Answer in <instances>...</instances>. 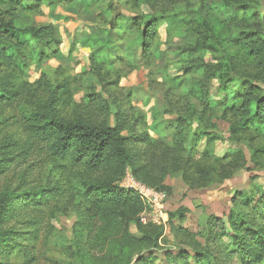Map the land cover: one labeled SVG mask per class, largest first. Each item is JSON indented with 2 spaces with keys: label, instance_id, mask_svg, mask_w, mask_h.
<instances>
[{
  "label": "rangeland",
  "instance_id": "1",
  "mask_svg": "<svg viewBox=\"0 0 264 264\" xmlns=\"http://www.w3.org/2000/svg\"><path fill=\"white\" fill-rule=\"evenodd\" d=\"M67 3L64 4L67 6ZM108 3H111L112 11L105 14ZM80 12H83V17L58 7L52 15L46 2L33 13L24 10L14 12V23L18 28L51 25L57 32L54 40L59 42L54 44V40L45 39L22 47L20 60L26 66L24 80L35 84L44 75L47 81L54 84L61 81L62 73L72 81L70 88L76 104H90L91 99L98 97L99 101L92 107L90 114L94 122L114 126L115 115L120 111L124 137H128L131 131L136 132V127L131 129L133 121L125 124L126 102L134 108L132 120L136 115L144 118L137 129L145 130L157 145L149 151L138 144L127 146V150L133 154V167L126 170L124 178L106 171L94 173L88 179L123 186L127 177L133 179L134 169L136 177L147 185L137 182L140 186L152 188L161 194L162 212L167 218L163 216V223L156 211L158 224H150L162 230L168 245L160 244L159 250L147 246L138 231L136 222L140 221L144 213L146 218L154 220L149 207L141 214L133 208L120 209L116 222L109 223L102 221L95 210L86 211L87 202L74 195L62 202H52L48 208H39L43 211L41 214L37 213L39 209L32 208L25 213L23 220L18 217L5 221L3 228L12 231L17 226L20 230L21 225L37 217L42 221V233H46L49 227L47 220L50 219L54 231L48 240L32 243L31 246L22 243L25 249L34 247L37 254L34 264H205L207 259L203 256L218 253L219 240L214 237L218 233L216 220L221 218L227 225L231 201L238 192L259 189L264 193V169H258L250 162L244 143L231 141V115L222 114L220 109H216L213 111L215 118L212 124L216 127L213 134L219 139L208 151L220 162L216 167L219 175L209 182V179L194 173V169L185 164L186 155L182 157L174 152L173 146L179 129L176 110L179 109L180 114L185 115L181 108H185L186 104L198 103L193 97H179L173 89L169 91L174 87L169 80L183 78L181 85L190 87V80L202 76L195 73L194 66H213L225 54L242 51L232 43L236 35L253 33L250 31L262 35L264 0H141L137 10L130 9L118 0H101L96 8ZM251 15L256 16L257 20L248 25V21L243 20H249ZM116 16L122 25L113 23L115 25L110 29L111 47H115L111 65L104 66L103 71L93 69L90 59L96 49L87 47L88 38L99 29L109 30L108 23L116 20ZM146 16L162 18L157 29L158 37L151 45V52L156 48V54L143 53L138 37ZM124 18L125 23L122 20ZM208 30L218 38L224 50L213 52L206 49L202 53H191L190 49L208 36ZM12 42L14 44L15 41ZM54 51L57 52L56 56L52 54ZM35 56H40L41 60L34 59ZM207 72L205 70L203 74L206 76L202 92L219 102L218 84L210 76L208 79ZM115 82L117 87L112 86ZM181 89L178 88V91ZM177 98H181L179 104L176 103ZM153 114L161 134L152 127ZM195 128L197 125L193 124L192 129ZM3 135L4 132H1L0 136ZM205 144L203 138L195 149L196 156L204 152ZM143 151H148L146 158L141 156ZM18 164L0 177V196L6 190H15L24 176L25 181L30 183L27 190L46 184L48 158L45 153L36 151ZM174 170H180L182 174ZM53 204H56V209L51 207ZM179 230H186L187 235L178 236ZM223 243L229 244L226 237L221 238L220 248L226 246ZM19 250L12 249L9 264L23 263V254ZM231 254V259L226 263L225 257H218L217 264H238V256ZM181 257L184 260L181 261Z\"/></svg>",
  "mask_w": 264,
  "mask_h": 264
},
{
  "label": "trees",
  "instance_id": "2",
  "mask_svg": "<svg viewBox=\"0 0 264 264\" xmlns=\"http://www.w3.org/2000/svg\"><path fill=\"white\" fill-rule=\"evenodd\" d=\"M35 1L0 0V134L4 132V135L0 136V177L15 168L16 163H23L33 153L40 151L48 158L47 181L41 188L32 187L27 190L30 183L25 181L24 176L15 190L10 192L6 190L0 196V264H9L8 258L12 249H20L23 254L22 264H34L37 255L34 247L25 249L22 243L26 242L31 246L32 243L46 241L54 231L48 218L49 227L46 228V233H42V221L37 217L21 225L20 230L17 226L12 231L4 230L5 221L18 217L23 220L25 213L32 208H48L50 203L62 202L63 199L74 195L87 202L86 211L95 210L97 216L104 222L115 223L120 209L133 208L139 214L147 211V205L132 189L109 181L89 180L88 177L94 173L108 171L124 178L126 170L133 167V154L126 147L138 144L149 151L157 145L145 130L137 129L144 118L136 115L132 120L134 108L128 102L125 103L128 107L125 124L133 121L131 129L136 127V132L131 131L128 137H124L121 132L123 123L120 111L115 115L114 126L94 122L90 114L92 107L99 101L98 97L91 99L90 104H76L70 88L72 81L62 73L61 81L54 84L47 81L44 75L35 84L25 82L26 66L20 60L23 54L22 47L45 39L54 40L57 32L51 25L20 29L14 23V12L24 10L33 13L38 10V6L46 2L52 15L58 7L69 13L81 15L83 13L81 10L96 8L101 0ZM118 1L134 10L139 9L141 2V0ZM65 2H68L67 6ZM33 3L36 6H31ZM107 9L105 14L112 11L111 3H108ZM116 17L114 18L116 20L108 23L109 30L99 29L88 38L90 40L86 44L87 47L96 49L90 59L93 69L103 71L104 66L111 65L115 47H111L110 29H113L112 26L115 24L122 25L119 17ZM57 18L61 19L60 16ZM249 18L243 20L248 21V25L257 20L253 15ZM144 19L138 37L143 53L149 54L152 42L158 37L157 29L162 18L146 16ZM122 20L125 23V18ZM261 24L262 35L254 31H250L253 32L250 34H238L237 37L233 35V45L239 46L242 51L225 54L213 66L203 64L194 66L195 73L198 76L202 74L200 76L202 79L199 77L190 80L188 82L190 87L181 85L183 78L169 80L174 84L169 91L173 89L179 97H193L198 103L186 104L185 108H181L185 115L180 114L179 109L176 110L179 129L175 136L173 151L182 157L186 155L185 164L194 169V173L209 179V182H213V178L216 179L219 175L216 167L220 162L208 151L219 139L213 134L216 127L212 124L215 118L213 111L216 109H220L222 114L231 115L229 127L231 141L244 143L249 152L250 162L256 168L264 169V15L261 17ZM208 33L203 41H198L190 49L191 53H202L206 49L213 52H217L218 49L224 50L225 47L220 44L213 32L208 30ZM12 41H15L14 44ZM55 43L59 44L54 40ZM151 53L156 54L158 51L154 48ZM52 54L56 56L57 52L54 51ZM33 58L41 60L40 56ZM205 70H208V79L210 76L218 84L219 102L202 92ZM112 86L117 87L116 82ZM178 88L182 89L178 91ZM180 99L177 98V104ZM152 119L153 129L161 134L155 125L154 114ZM193 124H196L197 128L192 129ZM203 138L206 140L205 150L200 156H196L195 149ZM148 151L141 152V156L146 158ZM132 173L133 179L142 184L143 182L136 177L134 169ZM231 204L232 208L226 218L227 225L221 218L216 220L215 228L218 233L214 237L219 240L218 253L214 256L211 253L203 256L207 259L205 264H217L218 257H225L226 263L231 259V253H235L240 259L238 264H264V193L259 189L252 192L243 190L232 198ZM51 207L57 208L56 204ZM40 209L38 214L43 212ZM136 225L147 246L159 250L160 244L168 245L161 229L150 223L142 224L139 220ZM177 235H187V232L179 230ZM222 237H226L229 244L223 243L226 246L220 248ZM210 258L212 259L208 260ZM182 260L184 257H181Z\"/></svg>",
  "mask_w": 264,
  "mask_h": 264
},
{
  "label": "built area",
  "instance_id": "3",
  "mask_svg": "<svg viewBox=\"0 0 264 264\" xmlns=\"http://www.w3.org/2000/svg\"><path fill=\"white\" fill-rule=\"evenodd\" d=\"M127 181H126V184L128 185L127 186V189H132L133 191H135L137 193V195L144 201L146 202L147 204V207L150 208V213L151 215L154 217V220H149V218H146L145 217V213L141 216L140 218V222L142 224H147V223H152V224H158V221L156 219V211H158V214L160 215V221H163V216H165L166 214L162 212V209H163V204H162V198H161V194L152 190V189H148L144 186H140V184H137L135 183V181H133L134 179H130V178H126ZM125 179V180H126ZM125 180L123 182V186L124 188L125 187ZM129 180V181H128ZM138 186V187H137ZM149 213V214H150ZM167 218V215L165 216ZM160 224V223H159Z\"/></svg>",
  "mask_w": 264,
  "mask_h": 264
}]
</instances>
